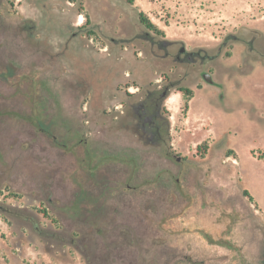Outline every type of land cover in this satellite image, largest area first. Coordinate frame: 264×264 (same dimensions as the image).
I'll return each mask as SVG.
<instances>
[{"label": "rangeland", "instance_id": "374dc122", "mask_svg": "<svg viewBox=\"0 0 264 264\" xmlns=\"http://www.w3.org/2000/svg\"><path fill=\"white\" fill-rule=\"evenodd\" d=\"M260 155L264 0H0V264H264Z\"/></svg>", "mask_w": 264, "mask_h": 264}, {"label": "trees", "instance_id": "16d2710c", "mask_svg": "<svg viewBox=\"0 0 264 264\" xmlns=\"http://www.w3.org/2000/svg\"><path fill=\"white\" fill-rule=\"evenodd\" d=\"M125 2H126L128 5H132L133 2H134V0H125ZM138 22H139V24H140L142 27H144V28L147 29L148 31L153 32V33L156 34V35H161V36L164 35L163 31H162V30H159L155 25H153V24H152V23L146 18V16H145L142 12H140V13L138 14ZM182 91L184 92V94L186 93V96H189V94H190L189 91L184 90V89H183ZM199 148H200V147H199ZM258 159L264 161V156H261V155H260V156H258ZM227 247H228V248H231L230 245H227Z\"/></svg>", "mask_w": 264, "mask_h": 264}, {"label": "water", "instance_id": "95a60500", "mask_svg": "<svg viewBox=\"0 0 264 264\" xmlns=\"http://www.w3.org/2000/svg\"><path fill=\"white\" fill-rule=\"evenodd\" d=\"M184 52V48H181L180 50H179V53H183ZM202 79L204 80V82L205 83H207V84H213V81H212V79H211V76H210V74H208V73H202ZM165 94H163V96H164Z\"/></svg>", "mask_w": 264, "mask_h": 264}, {"label": "flooded vegetation", "instance_id": "af4514ba", "mask_svg": "<svg viewBox=\"0 0 264 264\" xmlns=\"http://www.w3.org/2000/svg\"><path fill=\"white\" fill-rule=\"evenodd\" d=\"M185 54V58H189V56H191L192 54H189V53H184ZM183 54V55H184ZM214 85V84H213ZM163 94H165V92H162L161 96H163ZM160 133V128L158 127V130H157V134Z\"/></svg>", "mask_w": 264, "mask_h": 264}]
</instances>
